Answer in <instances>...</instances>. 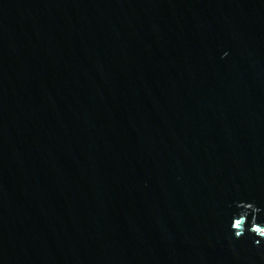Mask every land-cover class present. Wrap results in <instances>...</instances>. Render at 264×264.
Masks as SVG:
<instances>
[{
  "label": "water",
  "instance_id": "water-1",
  "mask_svg": "<svg viewBox=\"0 0 264 264\" xmlns=\"http://www.w3.org/2000/svg\"><path fill=\"white\" fill-rule=\"evenodd\" d=\"M238 201L264 0H0V264H264Z\"/></svg>",
  "mask_w": 264,
  "mask_h": 264
},
{
  "label": "clouds",
  "instance_id": "clouds-1",
  "mask_svg": "<svg viewBox=\"0 0 264 264\" xmlns=\"http://www.w3.org/2000/svg\"><path fill=\"white\" fill-rule=\"evenodd\" d=\"M227 55V53H225ZM238 212L233 214L230 231L233 239H242L246 233L255 237L254 243L259 245L264 240V224L257 222L258 214L262 211L254 202L238 201ZM249 216L252 217L249 221Z\"/></svg>",
  "mask_w": 264,
  "mask_h": 264
}]
</instances>
